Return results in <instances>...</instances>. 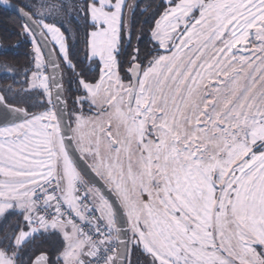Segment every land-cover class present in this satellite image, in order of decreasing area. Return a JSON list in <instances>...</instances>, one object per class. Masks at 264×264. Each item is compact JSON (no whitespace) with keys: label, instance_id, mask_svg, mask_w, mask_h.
Instances as JSON below:
<instances>
[{"label":"snow or ice","instance_id":"6c2138e0","mask_svg":"<svg viewBox=\"0 0 264 264\" xmlns=\"http://www.w3.org/2000/svg\"><path fill=\"white\" fill-rule=\"evenodd\" d=\"M0 7V264H264V0Z\"/></svg>","mask_w":264,"mask_h":264},{"label":"trees","instance_id":"16d2710c","mask_svg":"<svg viewBox=\"0 0 264 264\" xmlns=\"http://www.w3.org/2000/svg\"><path fill=\"white\" fill-rule=\"evenodd\" d=\"M11 17V18H10ZM12 16H10L8 14V12H6L5 10H3L2 8H0V32L4 31V28L7 27L9 31H17L18 29H15L13 27L14 25V21L12 20ZM7 34V33H6ZM7 36L10 39V42L12 44L13 41H15L16 36L12 35L9 36L7 34ZM143 47V45H141ZM28 49L26 47L23 46L22 50L20 53H18L19 56H15L14 58H10V59H14L16 63L18 64H23L24 61V53L27 51Z\"/></svg>","mask_w":264,"mask_h":264},{"label":"flooded vegetation","instance_id":"af4514ba","mask_svg":"<svg viewBox=\"0 0 264 264\" xmlns=\"http://www.w3.org/2000/svg\"><path fill=\"white\" fill-rule=\"evenodd\" d=\"M3 10H5V9H3ZM6 12H8V14L13 17L12 20L15 22V17L9 11H6ZM16 43H17V37H16L15 41H13L12 44H11L10 39L7 36L6 32L5 31L0 32V45H3L5 47H10L11 45H14ZM22 48H23V46L20 49L17 50V55L16 56H19L18 53L21 52ZM8 83H11V81L10 80L5 81V80L0 79V86H5Z\"/></svg>","mask_w":264,"mask_h":264},{"label":"water","instance_id":"95a60500","mask_svg":"<svg viewBox=\"0 0 264 264\" xmlns=\"http://www.w3.org/2000/svg\"><path fill=\"white\" fill-rule=\"evenodd\" d=\"M0 8H2V9H4L3 7H0ZM10 12V11H9ZM11 13V12H10Z\"/></svg>","mask_w":264,"mask_h":264}]
</instances>
